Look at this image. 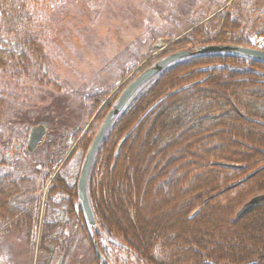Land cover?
Masks as SVG:
<instances>
[{
	"label": "trees",
	"instance_id": "16d2710c",
	"mask_svg": "<svg viewBox=\"0 0 264 264\" xmlns=\"http://www.w3.org/2000/svg\"><path fill=\"white\" fill-rule=\"evenodd\" d=\"M46 2L0 0V70L12 79L0 82V167L9 165L4 153L14 139L11 124L22 103L20 84H52L43 68L48 45L36 31ZM257 36L264 50V28ZM169 43L155 61L191 46L254 47L242 20L225 10ZM129 74L124 71L123 79ZM125 88L87 98L93 117L97 114L94 120L85 132L65 134L45 163L25 168L39 177H0V238L12 233L35 238L41 200L34 183L53 179L46 196L41 264L77 262L81 254H92L93 264H101L98 242L79 203L77 168ZM73 163L77 168L70 167ZM88 193L98 225L141 264H264V201L236 217L251 198L264 194V61L228 52L195 53L167 67L134 96L104 138ZM186 197L191 199L180 208V223L162 227L145 222L149 199H158L159 206ZM217 212L222 219L215 224ZM187 225L193 226L192 235ZM99 248L103 255L105 249Z\"/></svg>",
	"mask_w": 264,
	"mask_h": 264
},
{
	"label": "rangeland",
	"instance_id": "374dc122",
	"mask_svg": "<svg viewBox=\"0 0 264 264\" xmlns=\"http://www.w3.org/2000/svg\"><path fill=\"white\" fill-rule=\"evenodd\" d=\"M223 10L242 20L254 48L262 49L263 41L257 34L264 28V0H47L39 11L36 31L48 45L49 60L43 68L52 84L42 87L28 82L20 84L21 91L17 94L22 103L13 113L11 124L14 139L9 151L4 153L9 165L0 167V177L6 174L13 178L39 177L26 173L25 168L45 163L52 147L65 134L85 132L94 120L97 114L93 117L87 98L107 89L116 94L138 77L139 70L146 65L154 67L159 61L154 58L167 49L170 40L184 37L197 23L208 22ZM12 39L9 38V47L14 46ZM197 48L189 49L195 52ZM127 69L130 74L123 79ZM6 81L12 79L0 70V82ZM40 125L46 127V137L30 152L27 149L29 132ZM15 146L20 149L16 151ZM83 161L78 168L77 163L70 165L77 168L79 175ZM52 180L44 184L42 179H36L34 183L35 196L41 200L39 231L35 238L29 240L19 233L2 236L0 264H41L43 256L39 247L47 216L46 196ZM189 198H176L159 206L158 199H149L145 222L162 227L180 223L183 220L180 208ZM214 214L216 224L222 218L220 212ZM193 230L192 225H187V235H192ZM91 232L93 242L97 241L105 249L106 264H141L111 240L98 223ZM91 255L81 254L77 262L68 264H93Z\"/></svg>",
	"mask_w": 264,
	"mask_h": 264
},
{
	"label": "water",
	"instance_id": "95a60500",
	"mask_svg": "<svg viewBox=\"0 0 264 264\" xmlns=\"http://www.w3.org/2000/svg\"><path fill=\"white\" fill-rule=\"evenodd\" d=\"M220 52L240 54L246 57L264 61V51L260 49H256V48L243 47V46H208V47H201L199 49V53H202V54L203 53H220ZM192 55H194V53L191 52L190 50H182V51L173 53L161 59L154 67L142 73L137 79L132 81L126 87V89L123 91V93L118 98L116 107L112 109L108 113L106 118L104 119L101 127L99 128L98 132L96 133L91 143L89 151L86 154L83 167H82V170L79 176L78 184H77L79 200L81 202L86 220L91 229L93 230L96 229L97 221H96L94 211L91 205V201L88 195V178H89V174H90V171L93 165V161L95 159V156L104 138L106 137L109 130L113 126L115 120L118 118L121 112L126 108L127 104L132 100V98L137 94V92L141 88H143V86H145L148 82H150L154 77H156L158 74L163 72L170 65L176 62H179L185 58L191 57ZM197 84H199V82L193 83L185 88L193 87ZM46 134H47V130L44 126L33 128L29 134V141H28L27 149L30 152H34L38 148V146L43 142L44 138L46 137ZM17 148L19 149V147ZM226 166L231 167V168H243V166L236 165V164H226ZM262 170H263V167L248 174L245 178L231 185L229 188L223 190L222 192L238 187L239 185L243 184L247 180L257 175ZM263 201H264V194L253 197L237 212L236 217L240 218L244 214L248 213L257 204ZM96 254L100 262H102L103 259L101 256V252L97 245H96ZM60 263L61 262H59V264Z\"/></svg>",
	"mask_w": 264,
	"mask_h": 264
}]
</instances>
